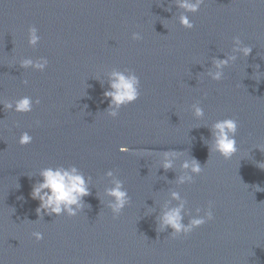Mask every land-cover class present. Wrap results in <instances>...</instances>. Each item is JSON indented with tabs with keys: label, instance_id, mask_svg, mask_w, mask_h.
Here are the masks:
<instances>
[{
	"label": "water",
	"instance_id": "1",
	"mask_svg": "<svg viewBox=\"0 0 264 264\" xmlns=\"http://www.w3.org/2000/svg\"><path fill=\"white\" fill-rule=\"evenodd\" d=\"M180 2L0 0V264H264V2L204 0L197 13ZM28 58L48 64L21 68ZM113 73L139 79L135 102L110 108ZM24 96L39 100L31 112L4 110ZM229 118L237 152L226 161L210 149L214 124ZM23 132L32 141L20 146ZM193 159L199 175L182 168ZM49 167L87 181L75 216L37 215L31 190ZM117 182L128 203L114 218ZM209 204L213 219L187 236L162 227L168 211L188 226Z\"/></svg>",
	"mask_w": 264,
	"mask_h": 264
},
{
	"label": "clouds",
	"instance_id": "2",
	"mask_svg": "<svg viewBox=\"0 0 264 264\" xmlns=\"http://www.w3.org/2000/svg\"><path fill=\"white\" fill-rule=\"evenodd\" d=\"M204 0H195V2H189V0H181L179 7L184 9L185 12L197 13ZM264 2V0H262ZM180 24L185 29H192L194 27L193 23L190 22L187 15L180 16ZM133 40L141 39L138 33L132 34ZM40 40L37 35V29L35 27H30L28 29V46L35 47ZM234 43L239 45L241 40L238 37L233 38ZM247 57L252 48L249 46H244L238 49ZM235 59V57H231ZM227 60H217L215 61L217 69L222 68L227 65ZM48 64V61L44 58H40L36 61L32 59H23L20 61L19 65L21 68H33L39 71H43ZM258 67V66H256ZM114 82L110 83V88L113 91L105 92V97L110 100V108L114 105L115 109H118L121 105H127L135 102L139 98L138 84L139 79L136 76H125L122 73H113ZM222 73L217 71L212 79L219 81L221 79ZM27 83V81H24ZM39 104V100L33 101L31 97L24 96L14 102L3 101V108L6 111H13L17 114H27L32 111L33 104ZM204 111L199 106H194V115L196 117L203 116ZM109 116L115 118L117 116V111L113 110L109 113ZM38 123V122H37ZM238 129V123L236 119L229 118L225 120L217 121L213 126L215 143L210 149V151H215L223 160H230L237 152V141L235 139ZM32 137L27 133L23 132L19 136L17 143L20 146H25L31 143ZM260 151H264L258 148ZM125 147H121L120 151L124 152ZM175 153L166 152L164 153V164L165 169L171 168L170 156H174ZM259 169L264 170V162H259L256 165ZM182 168L191 169V172L199 175L202 172V168L198 161L192 160L191 163L185 162L182 164ZM107 175L111 176L112 173L108 172ZM41 182L34 184L31 190V198L33 200H38L40 206L37 208V215L40 216L41 212L49 215H59L62 212H67L68 217H73L76 215V211L72 206L82 207V198L89 195V188L87 186V181L84 176L78 171L77 168H45L40 172ZM186 177L181 178V182ZM46 190V191H45ZM260 191L259 188H257ZM108 195L114 198V202L110 203L108 207L111 209V213L115 218L118 216L124 206L128 203V198L126 192L121 190V184L116 183V186L108 192ZM175 195V194H174ZM20 199V198H18ZM212 205L209 204L208 210L203 218L193 219L188 226H183L181 224L180 208L168 211L162 217V227L164 225L170 226L173 229L172 236L177 237L180 235L187 236L194 229L202 226L207 221L213 219ZM35 240L39 241L42 239V234L39 232L32 233Z\"/></svg>",
	"mask_w": 264,
	"mask_h": 264
}]
</instances>
